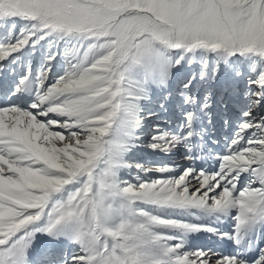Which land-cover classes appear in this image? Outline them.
Here are the masks:
<instances>
[{
	"label": "snow or ice",
	"instance_id": "obj_1",
	"mask_svg": "<svg viewBox=\"0 0 264 264\" xmlns=\"http://www.w3.org/2000/svg\"><path fill=\"white\" fill-rule=\"evenodd\" d=\"M0 264H264V0H0Z\"/></svg>",
	"mask_w": 264,
	"mask_h": 264
}]
</instances>
